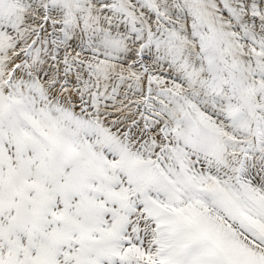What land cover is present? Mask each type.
<instances>
[{
  "label": "snow or ice",
  "instance_id": "obj_1",
  "mask_svg": "<svg viewBox=\"0 0 264 264\" xmlns=\"http://www.w3.org/2000/svg\"><path fill=\"white\" fill-rule=\"evenodd\" d=\"M0 264H264V0H0Z\"/></svg>",
  "mask_w": 264,
  "mask_h": 264
}]
</instances>
